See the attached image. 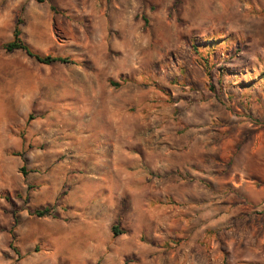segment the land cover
<instances>
[{"label":"rangeland","instance_id":"1","mask_svg":"<svg viewBox=\"0 0 264 264\" xmlns=\"http://www.w3.org/2000/svg\"><path fill=\"white\" fill-rule=\"evenodd\" d=\"M18 18L34 53L70 63L43 65L5 52ZM111 122L125 134L120 177L113 178L120 194L112 186L116 207L107 202V160L115 152L102 135ZM167 138L195 152L176 167L175 192H165V178L140 181L121 172L134 171L135 152L149 159L150 148ZM194 171L205 177L197 181ZM147 181L156 184L139 193ZM260 188L264 0H0V264H167L187 241L151 237L149 229L167 224L153 215L154 205L164 213L201 199L222 207L261 201L254 214L263 215L264 234ZM44 208L52 217L32 214ZM133 209L143 216L140 247L115 255ZM93 218L119 228L102 256L98 228L82 223ZM223 237L214 238L222 252ZM208 238L201 244L211 247Z\"/></svg>","mask_w":264,"mask_h":264},{"label":"crops","instance_id":"2","mask_svg":"<svg viewBox=\"0 0 264 264\" xmlns=\"http://www.w3.org/2000/svg\"><path fill=\"white\" fill-rule=\"evenodd\" d=\"M109 125V132L102 134L103 137H106V139L104 138L107 142L106 145L114 147L113 150L115 152L110 161L107 160L108 167H110L108 168L109 178L107 179L109 182L107 185L109 191L107 195V202L114 203V206L116 207L118 203H120V195H117V197L113 195L112 192L114 187L112 186L118 185L117 192L120 194V182H114L113 178L116 176L120 177V141H122L121 139L125 137V134L123 133V130L120 131V122H111ZM121 129H123V127ZM182 146L181 141L180 143L178 140L174 142L172 138H167L163 144L155 145L150 148L153 156L149 159H142L141 156L135 152L133 156H130V163L133 167H135V169H133L134 171L130 173L127 171L125 172V170H121V172L127 177H137L140 181H145L146 179L152 177L156 178L158 176L160 178H165L164 190L165 192H172L174 191V188L179 189L181 187L178 183V178H174L173 176L176 167L181 168L184 166L185 163L183 158L185 154L191 157L195 153L192 148L194 147L193 145L192 147H187L186 150L181 149L183 148ZM201 155L204 157L203 152ZM174 156L182 158L183 162L176 161L177 159ZM178 164L180 166H178ZM189 176L197 179V181L202 179V177H205V175L199 171H194L192 174H189ZM167 177L170 178L167 179ZM252 178L262 179L263 175L254 174ZM155 184V181H150V183L148 182L145 186H143V184L138 192L140 193L144 190H148V187ZM132 185L136 186V184ZM234 189L238 191L240 189L241 191L242 189H244L243 191L248 190H245L246 188H242L241 185L237 184H234ZM130 192L134 195L137 193V190L133 189L130 190ZM262 192H264L263 188L257 190L258 195L263 197ZM110 199L113 200L111 201ZM260 202L256 200L236 202L228 204V207H222L221 205L224 204L221 203L220 200L205 202L201 199L196 201H185L184 206L176 209L172 208L168 212L164 211V213L162 211L157 212V207L154 205L153 215L156 216V214H158L160 217H166L167 224L161 226L163 229L161 228L162 231L160 232L155 230L154 227L152 230L149 229V234H151V237L154 239H157L158 235L162 237V235L165 234V236H168L166 238L168 241L178 239L187 241L186 246H180L181 250L177 248L175 251L176 253H171L172 257L168 256L167 264H181V262H185L184 264H264V246L262 244V241H264V234L262 232L263 215L254 214L255 210L261 211L263 209V205H260ZM133 203L137 208H139V202L133 200ZM193 208H195L196 211H193ZM222 209L225 211L223 210L222 212ZM130 216L133 217L132 224L130 222L128 224V220H123V228L120 227L121 231H119V228L115 226L117 231L120 232V237L116 239L120 242V250H117L114 247L112 252L115 255H117L118 252H120V256H124L126 253L129 255L131 252H138V249L136 248L140 247L138 244L140 239V237H138V229H140L143 225V216L141 215L140 209H133ZM109 217L110 219L108 221H115L113 212H109ZM193 221L199 222V228H192L193 226L191 223ZM82 223L85 225V228H90V230L91 227L98 228L97 236L103 240L98 251L100 256L104 255L106 249L104 250L103 248L106 244H108L110 239H112V231L109 223L106 222L107 224H104L95 218L91 221L84 220ZM102 228L103 232H100ZM210 234L212 235L210 243L212 248L206 244H201V241L210 240L208 238ZM222 234L225 235V237L222 238L225 242L223 252L215 248L217 243L214 239L217 235L220 236ZM194 241H199L198 246H196L197 243H192ZM185 249H187V251H185Z\"/></svg>","mask_w":264,"mask_h":264},{"label":"trees","instance_id":"3","mask_svg":"<svg viewBox=\"0 0 264 264\" xmlns=\"http://www.w3.org/2000/svg\"><path fill=\"white\" fill-rule=\"evenodd\" d=\"M47 0H36L38 3H43ZM51 10L54 13H60L54 6L51 7ZM21 24V20L18 18L15 24V27L12 32V39L10 42L4 44L2 46V49L7 52L11 53L14 51H20L24 53L26 56H28L31 59H34L36 62L43 64V65H51L53 63H61L66 64L70 63L66 58H60V57H50V56H40L36 53H34L30 47L22 40L21 30L19 28V25ZM113 86H116L115 84H112ZM21 173L25 175L24 168H21ZM52 209L51 208H44L42 210H35L32 214L35 215L38 218H44V217H52ZM113 235H117L118 231L116 227L112 228ZM120 233V232H119Z\"/></svg>","mask_w":264,"mask_h":264}]
</instances>
